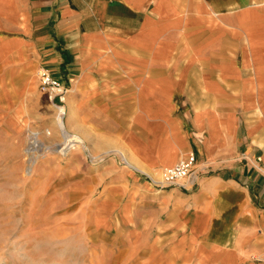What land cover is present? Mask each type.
Returning a JSON list of instances; mask_svg holds the SVG:
<instances>
[{
  "label": "crops",
  "instance_id": "1",
  "mask_svg": "<svg viewBox=\"0 0 264 264\" xmlns=\"http://www.w3.org/2000/svg\"><path fill=\"white\" fill-rule=\"evenodd\" d=\"M0 63L67 83L79 136L126 161L91 178L132 262L264 264V0H0ZM190 155L175 186L133 174Z\"/></svg>",
  "mask_w": 264,
  "mask_h": 264
},
{
  "label": "rangeland",
  "instance_id": "2",
  "mask_svg": "<svg viewBox=\"0 0 264 264\" xmlns=\"http://www.w3.org/2000/svg\"><path fill=\"white\" fill-rule=\"evenodd\" d=\"M40 68L20 74L0 63V264H141L118 243L128 228L113 204L97 201L103 187L91 178L110 158L125 162L117 154H95L89 134L79 136L67 105L70 88L61 81L69 92L60 117L79 137L65 145L58 106L38 90ZM163 172L158 178L133 174L153 183Z\"/></svg>",
  "mask_w": 264,
  "mask_h": 264
},
{
  "label": "built area",
  "instance_id": "3",
  "mask_svg": "<svg viewBox=\"0 0 264 264\" xmlns=\"http://www.w3.org/2000/svg\"><path fill=\"white\" fill-rule=\"evenodd\" d=\"M38 89L41 93L48 96L54 106H62L64 108L65 99L68 94V89L54 78L50 71L45 67H41L38 72ZM64 110L62 117L64 116ZM195 157L190 155L182 159L175 166L164 170L160 181H153L158 187H171L180 183L194 173Z\"/></svg>",
  "mask_w": 264,
  "mask_h": 264
},
{
  "label": "bare ground",
  "instance_id": "4",
  "mask_svg": "<svg viewBox=\"0 0 264 264\" xmlns=\"http://www.w3.org/2000/svg\"><path fill=\"white\" fill-rule=\"evenodd\" d=\"M34 79V78H32ZM41 98V97H40ZM66 101V99H65ZM41 105V104H40ZM58 110H59V115L57 116V120H56V125H57V129L59 130L60 132V135L64 138L65 140V145H66V142L69 143V145H75V144H78L79 143V138L77 136H71V134L66 130V126L64 124V122L62 121V112L64 110L63 107H58ZM68 120H69V116H68ZM38 137V134H34V139H36ZM78 147V146H77ZM32 150H34L33 147L29 148L27 150V152H31ZM63 150V149H61ZM61 152V151H60ZM119 153V152H118ZM121 154V153H120ZM124 156V155H123ZM126 159V158H125ZM126 162V161H125ZM128 166H132V164L129 162L128 163ZM143 173V172H142ZM55 264H61L60 262H55Z\"/></svg>",
  "mask_w": 264,
  "mask_h": 264
}]
</instances>
